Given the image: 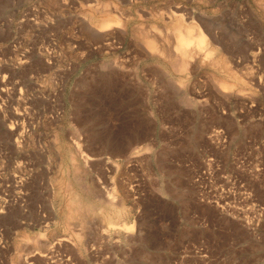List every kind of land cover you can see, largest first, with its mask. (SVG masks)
<instances>
[{
  "label": "rangeland",
  "instance_id": "obj_1",
  "mask_svg": "<svg viewBox=\"0 0 264 264\" xmlns=\"http://www.w3.org/2000/svg\"><path fill=\"white\" fill-rule=\"evenodd\" d=\"M0 264H264V0H0Z\"/></svg>",
  "mask_w": 264,
  "mask_h": 264
},
{
  "label": "bare ground",
  "instance_id": "obj_2",
  "mask_svg": "<svg viewBox=\"0 0 264 264\" xmlns=\"http://www.w3.org/2000/svg\"><path fill=\"white\" fill-rule=\"evenodd\" d=\"M191 3V2H190ZM131 4V3H130ZM119 10V9H118ZM91 11V10H90ZM120 11V10H119ZM117 12V11H116ZM192 12V11H191ZM193 13V12H192ZM94 14V13H93ZM123 13H121V15H122ZM120 15V16H121ZM187 16V19H189V20H194V19H196V18H194L193 17V15L189 12L188 14H186ZM96 16V15H95ZM107 16V15H106ZM124 16V15H123ZM102 18V17H101ZM115 18V17H114ZM87 19V18H86ZM116 20V19H115ZM178 20H180V18H178ZM91 21V20H90ZM117 21V20H116ZM115 21V22H116ZM177 21V19L175 20V22ZM183 21V20H182ZM181 21V22H182ZM95 22V21H94ZM97 22V21H96ZM99 22V21H98ZM113 20H112V18H110V17H108V19H105V20H102V23L99 25V27L98 28H95L94 29V32L93 33H99V34H103V36L104 37H107L108 39H113V37H114V33L113 32H110L109 31V28H110V30H111V28H112V25L111 24H117V22L115 23ZM88 23V22H87ZM177 23H178V21H177ZM194 23V22H193ZM210 23V25L212 26V25H214L213 23H211V22H209ZM176 24V23H175ZM195 24V23H194ZM203 24V23H202ZM181 25V24H180ZM179 25V23L176 25V26H178V27H176V35H175V38H174V43H175V46L173 47V49H174V51H177V54H179L180 55V57H181V59L183 58V60L184 61H182V63H184L185 64V61L186 60H188L189 59V61H186V64L188 63V62H190V60L192 59V60H198V59H201V61H202V59H207L208 61L210 60L213 64L212 65H216V63L217 64H219L218 63V60L216 61V59H213L212 58V52H210L211 51V49L210 50H208V48L206 47V42L207 41H205L204 40V35H202V34H196V35H194V34H192V32L190 31V29L189 28H187V26H186V30H182L183 28L185 29V27H183L182 29L180 28L181 26ZM87 26V25H86ZM91 26V25H90ZM94 26V25H93ZM114 26V25H113ZM172 26V25H171ZM173 26H174V24H173ZM183 26V25H182ZM185 26V25H184ZM196 26V25H195ZM116 27V26H115ZM190 27L192 28H194V25H190ZM89 28V27H88ZM207 29H208V27H206ZM214 28V27H213ZM212 28V29H213ZM90 29V28H89ZM92 29V28H91ZM87 30V29H86ZM108 30V31H107ZM115 30V29H114ZM122 29L120 28V31H121ZM151 29H149L148 31H144V34L146 35V36H144L146 39H148L149 40V44H150V42H151V44H152V42L154 41H161L160 43H161V45L163 44V45H168L169 44V42L170 41H168V37H167V34H166V36L165 35H163L164 34V32L165 31H167L166 29H165V31L164 32H162V33H160L161 35L159 36V40H157V38H156V34H150L149 33V31H150ZM153 30V29H152ZM155 30H157V28L155 29ZM162 30V29H161ZM173 30L174 29H172V33H173ZM113 31V30H112ZM140 31V30H139ZM142 31V30H141ZM207 31V30H206ZM108 32V33H107ZM175 32V31H174ZM159 33H158V35H159ZM92 34V33H91ZM139 34V33H138ZM174 34V33H173ZM123 35V34H122ZM156 35V36H155ZM212 35V34H211ZM93 36V35H92ZM102 36V35H101ZM141 36V35H140ZM117 37V36H116ZM106 38V39H107ZM206 39V38H205ZM205 42V43H204ZM211 42V41H210ZM205 44V45H204ZM209 44V43H208ZM212 46V45H211ZM156 47V46H155ZM158 48V47H157ZM156 48V49H157ZM149 49V48H148ZM160 49V48H159ZM159 49H157L158 51H159ZM163 50H164V48H163ZM163 50H160V51H162V52H164ZM150 51V50H149ZM147 53V52H146ZM150 53V52H149ZM176 53V52H175ZM176 54V55H177ZM212 55V56H211ZM216 56V55H215ZM252 56H254V54L252 55ZM256 56V55H255ZM156 58V57H155ZM214 58H216V57H214ZM206 60V61H207ZM204 62H205V60H203ZM173 62V61H172ZM171 62V63H172ZM195 62V61H194ZM203 62V63H204ZM210 62V63H211ZM191 63V62H190ZM193 64V63H192ZM195 64V63H194ZM224 64V63H223ZM104 65V64H103ZM221 65V64H220ZM190 66V65H189ZM188 66V67H189ZM217 66H219V65H217ZM217 66H215V67H217ZM226 66V65H225ZM186 68V67H185ZM219 68V67H218ZM227 68V67H226ZM186 70H188V69H186ZM225 84V83H224ZM223 84V85H224ZM224 86H227V85H224ZM232 88V87H231ZM236 89V88H235ZM238 90V89H237ZM236 90V91H237ZM236 94V93H235ZM246 94V93H245ZM244 94V95H245ZM246 98V97H245ZM17 116H19V115H17ZM77 145H76V147H78V148H80L79 146V144L78 143H76ZM82 154V153H81ZM84 155V154H83ZM86 156V155H85ZM74 159V158H73ZM84 210H86V209H84ZM95 211V210H94ZM93 213V212H92ZM123 213V212H122ZM118 216V215H117ZM119 216H120V214H119ZM110 217V216H109ZM106 218V217H105ZM107 219V218H106ZM105 220V219H104ZM70 221V220H69ZM115 223V222H114ZM113 223V224H114ZM108 224V223H107ZM110 226H112V224L110 225ZM116 226H118V224L116 225ZM121 226V225H120ZM120 226H119V228H120ZM124 227V226H123ZM127 228V227H126ZM126 228H124V229H126ZM61 241H65L64 239H62Z\"/></svg>",
  "mask_w": 264,
  "mask_h": 264
}]
</instances>
